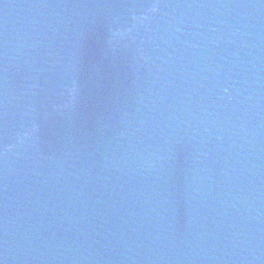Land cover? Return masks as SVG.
Segmentation results:
<instances>
[{"label": "water", "instance_id": "95a60500", "mask_svg": "<svg viewBox=\"0 0 264 264\" xmlns=\"http://www.w3.org/2000/svg\"><path fill=\"white\" fill-rule=\"evenodd\" d=\"M0 264H264V0H0Z\"/></svg>", "mask_w": 264, "mask_h": 264}]
</instances>
